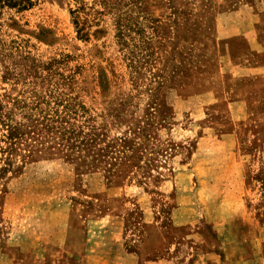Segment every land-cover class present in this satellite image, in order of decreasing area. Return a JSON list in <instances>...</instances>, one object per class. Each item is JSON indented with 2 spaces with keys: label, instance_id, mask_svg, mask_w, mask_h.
<instances>
[{
  "label": "rangeland",
  "instance_id": "374dc122",
  "mask_svg": "<svg viewBox=\"0 0 264 264\" xmlns=\"http://www.w3.org/2000/svg\"><path fill=\"white\" fill-rule=\"evenodd\" d=\"M27 4L0 9V264H264V167L217 130L264 0Z\"/></svg>",
  "mask_w": 264,
  "mask_h": 264
},
{
  "label": "crops",
  "instance_id": "0c3cea01",
  "mask_svg": "<svg viewBox=\"0 0 264 264\" xmlns=\"http://www.w3.org/2000/svg\"><path fill=\"white\" fill-rule=\"evenodd\" d=\"M257 22L258 20L255 19V21L248 25L247 33H245L246 31H239L236 34L239 36H242L243 34L247 38V55H251L248 57V61L241 63L238 66L235 70L238 73H235L234 77L228 73L223 75L224 79L228 82V90L225 98L229 104L230 111H227V114L225 113L224 115L227 119L225 121L226 125L218 127L217 130L219 133V140L224 144H229L227 146L228 150L238 149L237 145H239V148L244 151H258V165L264 167V136L259 139L256 137L257 134L255 132V129L259 124L264 125V110L257 112L256 107L257 103L260 102V96L264 97V62L259 63L252 59V55L263 51V49H261L263 42L256 24ZM254 57L256 56L254 55ZM235 76H237V78ZM231 77L233 78L232 81H237L239 83L237 89H233L229 85ZM243 136L245 138H243ZM254 157H256V154H254ZM254 157L253 160L255 161L256 158ZM235 161H237V166H245L243 159H235ZM260 227L264 230V219L263 222H261ZM254 254L256 255V258L259 257L264 260V256L260 257L257 251L254 252ZM67 261L70 262L69 259L67 260L66 256L64 259H59L56 264H66ZM71 262L76 263L77 260L74 259V262L73 260H71ZM227 262L228 260L226 263ZM248 264H259V262L256 260L255 262L251 261Z\"/></svg>",
  "mask_w": 264,
  "mask_h": 264
},
{
  "label": "trees",
  "instance_id": "16d2710c",
  "mask_svg": "<svg viewBox=\"0 0 264 264\" xmlns=\"http://www.w3.org/2000/svg\"><path fill=\"white\" fill-rule=\"evenodd\" d=\"M27 3H29V0H0V9L6 5L18 6L23 4L24 6H26Z\"/></svg>",
  "mask_w": 264,
  "mask_h": 264
}]
</instances>
